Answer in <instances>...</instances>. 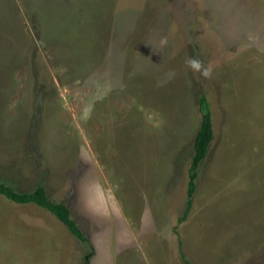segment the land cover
<instances>
[{
  "label": "rangeland",
  "instance_id": "1",
  "mask_svg": "<svg viewBox=\"0 0 264 264\" xmlns=\"http://www.w3.org/2000/svg\"><path fill=\"white\" fill-rule=\"evenodd\" d=\"M0 178L88 239L0 195V264H264V0H0Z\"/></svg>",
  "mask_w": 264,
  "mask_h": 264
},
{
  "label": "trees",
  "instance_id": "2",
  "mask_svg": "<svg viewBox=\"0 0 264 264\" xmlns=\"http://www.w3.org/2000/svg\"><path fill=\"white\" fill-rule=\"evenodd\" d=\"M199 105L201 111V121L193 142L192 159L187 178V208L180 221H184L186 216L189 214L192 204L191 199L196 187L195 182L197 179V169L206 159L214 138L211 111L204 95H200ZM0 195L16 204H34L37 207L44 209L60 221L77 241L83 245L88 243L87 237L80 230L76 221L73 219L69 206L63 202H55L51 200L47 195L42 182H39L32 191L18 192L10 183L0 178ZM179 253L183 263L189 264L183 252L179 251ZM82 264H89L88 259L85 258Z\"/></svg>",
  "mask_w": 264,
  "mask_h": 264
},
{
  "label": "clouds",
  "instance_id": "3",
  "mask_svg": "<svg viewBox=\"0 0 264 264\" xmlns=\"http://www.w3.org/2000/svg\"><path fill=\"white\" fill-rule=\"evenodd\" d=\"M190 63H193L194 65H196L197 67H199V62L198 61H190ZM205 75H209L210 71H205L204 72Z\"/></svg>",
  "mask_w": 264,
  "mask_h": 264
}]
</instances>
